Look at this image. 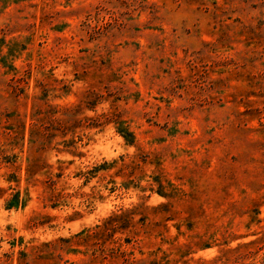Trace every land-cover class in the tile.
<instances>
[{
  "label": "rangeland",
  "instance_id": "1",
  "mask_svg": "<svg viewBox=\"0 0 264 264\" xmlns=\"http://www.w3.org/2000/svg\"><path fill=\"white\" fill-rule=\"evenodd\" d=\"M0 264H264V0H0Z\"/></svg>",
  "mask_w": 264,
  "mask_h": 264
}]
</instances>
